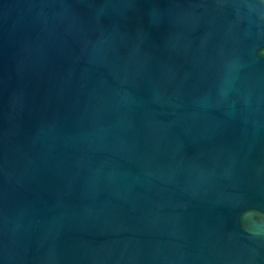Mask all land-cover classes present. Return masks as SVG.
Returning <instances> with one entry per match:
<instances>
[{"label":"water","instance_id":"water-1","mask_svg":"<svg viewBox=\"0 0 264 264\" xmlns=\"http://www.w3.org/2000/svg\"><path fill=\"white\" fill-rule=\"evenodd\" d=\"M0 264H264V0H0Z\"/></svg>","mask_w":264,"mask_h":264}]
</instances>
